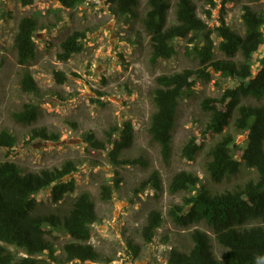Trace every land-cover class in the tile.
<instances>
[{"label":"trees","instance_id":"1","mask_svg":"<svg viewBox=\"0 0 264 264\" xmlns=\"http://www.w3.org/2000/svg\"><path fill=\"white\" fill-rule=\"evenodd\" d=\"M36 0H19L21 6H30ZM61 7L73 10L87 0H51ZM116 15H125L137 20L149 37L150 62L169 60L177 54V41L198 60L199 68H186L180 72L161 74L155 78L151 91L154 110L151 113L147 133L157 143L163 161L168 164L173 135L177 126L179 106L185 98L194 97L197 79L208 82L212 71L232 83L218 97L205 96L200 108L208 115L203 136L222 134L230 125L237 133L245 134L243 144L227 132L208 150L206 170L211 181L220 183L237 176L243 167L255 170L257 177L242 186L221 193H211L201 184L200 178L187 171L174 174L168 185L172 194L189 191L179 204L172 205L168 216L181 229L202 225L213 234L223 248L220 258L214 251L210 235L199 228L191 233L192 246L188 251L172 247L166 264H264V8L255 9L250 4L262 0H246L242 7L244 32L239 33L226 24L223 16L219 25L210 28L197 15V1L214 8L216 0H104ZM173 9L174 19L169 21ZM204 12L210 17L209 9ZM48 29L32 15H23L13 37L16 62L22 67L19 88L24 93L37 94L39 87L29 66L36 60L38 47L35 34ZM220 40L215 45L212 34ZM86 34L75 30L60 43L57 59L69 60L84 49ZM223 56L218 58L216 50ZM59 83L66 80L61 70H53ZM41 116V107L26 102L21 109L11 114L14 122L31 126ZM114 131V130H113ZM118 137L107 131L111 146L108 156L118 157L132 146L134 130L131 122H125ZM59 140L56 133L46 127H33L25 141ZM92 147L103 149L104 143L92 134L85 137ZM18 144L17 138L7 129L0 131V147L11 152ZM204 148V142L190 137L181 149V156L188 161L195 159ZM119 164L147 166L143 157L119 161ZM77 171L73 161L67 160L60 167L43 168L39 171H24L14 161L0 162V264H48L38 258L47 254L56 264L99 262L101 256L90 243L92 225L97 221L95 203L88 191H82L72 199L65 214L39 213V192L50 188L53 204H58L76 190L77 184L70 175ZM142 187L151 186L156 193L162 191L160 175L153 171ZM118 187V182L115 184ZM113 187L100 185V199L108 202ZM162 225V215L152 210L143 226L146 243L151 242ZM53 233L64 234L70 241L62 246L63 258L57 256ZM22 250L25 256H18Z\"/></svg>","mask_w":264,"mask_h":264},{"label":"rangeland","instance_id":"2","mask_svg":"<svg viewBox=\"0 0 264 264\" xmlns=\"http://www.w3.org/2000/svg\"><path fill=\"white\" fill-rule=\"evenodd\" d=\"M261 2L250 5L255 9L264 8V0ZM196 3L198 17L210 28L218 26L223 16L229 27L239 33L244 32L242 7L248 3L246 0H216L214 8L201 1ZM206 9L211 11L210 17L204 12ZM173 13L171 9L170 22L174 19ZM26 14L37 18L48 28L36 32L38 55L29 66L39 87L37 94L20 90L18 83L22 67L16 62L13 48L18 21ZM75 30L86 34L83 51L67 61L58 60L61 41ZM212 39L215 45L220 40L215 33ZM185 43L178 40L175 56L152 64L149 60V37L140 23L125 15L114 14L104 0H87L73 10L51 0H36L25 7L19 0H0V131L7 129L18 141L11 152L0 147V162L14 161L24 171L60 167L67 160L74 162L77 171L70 176L75 179L77 187L73 194L58 204L51 202L50 188L35 197L39 201V213L65 214L72 199L80 192L91 194L97 221L92 225L90 243L99 252L101 260L78 264H166L172 247L184 251L191 248L190 233L195 228L210 235L218 258L223 252L211 231L202 225L181 229L173 224L168 216L169 208L181 203L191 193L179 191L172 194L168 185L174 174L187 171L197 175L201 184L215 194L233 190L257 177L255 170L243 167L237 176L215 183L206 170L208 150L223 134L230 132L238 144H243L246 138L245 134L237 133L232 125L222 134L203 136L201 133L208 115L201 110L200 100L205 96H220L232 80L213 71L208 82L197 79L195 96L185 98L179 106L168 164L162 159L159 145L152 142L147 133L154 110L151 91L155 78L186 68H199L198 60L183 48ZM263 53L264 46L258 56ZM216 55L223 57L217 50ZM53 70H61L66 80L59 83ZM26 102L41 107L39 120L31 126L18 124L11 117ZM128 121L134 130L133 144L120 154L118 161L113 162L108 156L111 146L106 140V133L112 131L113 136L118 137L123 124ZM43 126L58 134L59 140H34L26 144L30 130ZM88 134L103 142L105 148L92 147L85 141ZM190 137L204 142V148L192 161L181 156V149ZM139 157L148 161L147 166L119 164V161ZM155 170L159 172L162 185L159 193L151 186L141 185ZM117 182L118 187L115 186ZM103 183L113 187L108 202L100 199V185ZM152 210L160 211L162 225L152 241L146 243L142 230ZM51 239L57 250L55 254L63 258L61 249L70 237L53 233ZM11 249L18 256H25L22 250ZM38 258L48 264H56L46 253Z\"/></svg>","mask_w":264,"mask_h":264}]
</instances>
